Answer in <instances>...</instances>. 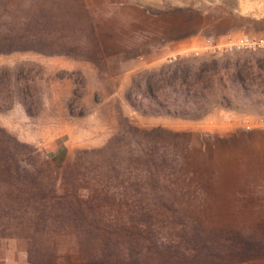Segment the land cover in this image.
Segmentation results:
<instances>
[{"label":"rangeland","instance_id":"374dc122","mask_svg":"<svg viewBox=\"0 0 264 264\" xmlns=\"http://www.w3.org/2000/svg\"><path fill=\"white\" fill-rule=\"evenodd\" d=\"M137 1L0 0L31 3L0 15V37L42 35L24 20L43 4L55 35L0 52L39 102L0 113V264H264V129L233 125L264 116V70L250 98L227 92L229 108L199 119L124 100L138 72L177 57L264 59L202 50L264 37V2Z\"/></svg>","mask_w":264,"mask_h":264},{"label":"trees","instance_id":"16d2710c","mask_svg":"<svg viewBox=\"0 0 264 264\" xmlns=\"http://www.w3.org/2000/svg\"><path fill=\"white\" fill-rule=\"evenodd\" d=\"M46 6L48 5L40 6V13L29 12L24 20L28 24L32 21L33 28L40 27L43 39L55 37L44 31L48 20L54 22L46 13L48 11ZM24 7L30 11L31 3L2 2L0 15L14 16L16 12L21 13ZM26 33L27 35L7 33L1 36L0 52L22 50L20 49L22 46L37 44L42 36H34V33L30 34L28 31ZM61 36L57 34V39ZM249 61L238 56L177 57L157 69L138 72L131 78L128 89L124 93V100L132 110L142 115L199 119L207 113L209 107L229 108L231 98L227 92L233 93L235 97L250 98L252 91L250 88L256 84L257 80L253 77L252 68L264 70V59H253V64ZM32 82V77L26 76L19 66L14 71L7 67H0V113L9 110L13 102L17 101L28 116H34L39 102L33 92ZM148 154L149 157L157 155L154 150H150ZM151 165L155 166L154 163Z\"/></svg>","mask_w":264,"mask_h":264},{"label":"built area","instance_id":"2783aa9c","mask_svg":"<svg viewBox=\"0 0 264 264\" xmlns=\"http://www.w3.org/2000/svg\"><path fill=\"white\" fill-rule=\"evenodd\" d=\"M236 3H262L264 0H229ZM202 50L207 51L212 55L232 53V52H246V53H263L264 54V37L261 36H247L242 35L237 38H227L224 42L212 43L210 41H205ZM250 118V117H245ZM245 129L251 127H257L264 129V116H257L251 118V121H243L241 123Z\"/></svg>","mask_w":264,"mask_h":264},{"label":"crops","instance_id":"0c3cea01","mask_svg":"<svg viewBox=\"0 0 264 264\" xmlns=\"http://www.w3.org/2000/svg\"><path fill=\"white\" fill-rule=\"evenodd\" d=\"M128 2H140V1H137V0H128ZM220 113V112H219ZM251 121V118H245V117H243V116H241V117H238L237 119H236V121H235V123H233V125H239L240 123H242L243 121ZM227 126V124L226 123H222V124H220V126L221 127H223V126ZM213 126H215V125H213ZM217 127L219 126V125H216ZM215 126V127H216Z\"/></svg>","mask_w":264,"mask_h":264}]
</instances>
